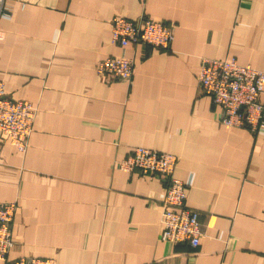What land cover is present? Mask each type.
<instances>
[{
    "label": "crops",
    "instance_id": "crops-1",
    "mask_svg": "<svg viewBox=\"0 0 264 264\" xmlns=\"http://www.w3.org/2000/svg\"><path fill=\"white\" fill-rule=\"evenodd\" d=\"M4 94L36 108L24 151L0 139V202L16 201L9 259L59 264H264V130L230 128L198 86L202 57L264 71V0H5ZM114 16L171 24L167 46L111 41ZM133 61L129 80L96 73ZM264 102V93L262 94ZM177 156L197 246L161 238L166 183L115 162ZM0 264H4L0 261Z\"/></svg>",
    "mask_w": 264,
    "mask_h": 264
},
{
    "label": "built area",
    "instance_id": "built-area-1",
    "mask_svg": "<svg viewBox=\"0 0 264 264\" xmlns=\"http://www.w3.org/2000/svg\"><path fill=\"white\" fill-rule=\"evenodd\" d=\"M5 0H0V17H8ZM111 23V41L122 48L129 44L167 46L173 39L171 24L144 16L129 19L114 16ZM96 73L129 80L133 61L124 56H108L95 66ZM199 88L210 95L221 107V122L230 127H246L251 132L264 130V71L249 64H240L235 58L202 57L197 73ZM36 108L24 99L7 98L0 80V139L24 151L31 131ZM177 156L144 146H135L124 158L115 162L118 169L140 171L149 177H160L166 183L160 202L161 238L166 241L198 245L202 234L199 211L187 207L186 183L174 175ZM16 201L0 202V261L4 264H59L53 258L17 257L9 259L13 246L11 223Z\"/></svg>",
    "mask_w": 264,
    "mask_h": 264
}]
</instances>
